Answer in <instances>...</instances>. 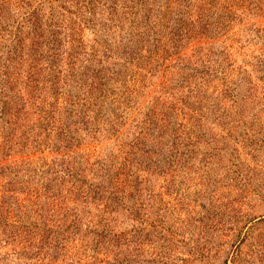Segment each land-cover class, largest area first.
<instances>
[{
  "label": "rangeland",
  "instance_id": "1",
  "mask_svg": "<svg viewBox=\"0 0 264 264\" xmlns=\"http://www.w3.org/2000/svg\"><path fill=\"white\" fill-rule=\"evenodd\" d=\"M0 264H264V0H0Z\"/></svg>",
  "mask_w": 264,
  "mask_h": 264
},
{
  "label": "trees",
  "instance_id": "2",
  "mask_svg": "<svg viewBox=\"0 0 264 264\" xmlns=\"http://www.w3.org/2000/svg\"><path fill=\"white\" fill-rule=\"evenodd\" d=\"M98 93H99V89L92 85V86L89 88V90H88L87 98H86V100H85V103L89 104V106H90V105H93L94 102H96L95 100L97 99ZM85 103H84V105H85ZM59 125H60L59 129L61 130V133H62V134H61V138L65 139L66 135L63 134V133H64V132H63L64 130L62 131V129H63V125H62V123H60ZM66 167H67V166H66ZM66 167H65V169H64L66 175H68V177L73 176V173H72L71 168H69V167L66 168ZM77 176H78L77 173H75V176L71 177V179H73L72 181H74V180H75V182L77 181V182L75 183L76 185H78ZM71 179H69V181H71ZM74 187H75V186H74ZM73 189H75V188H73ZM76 189H77V188H76ZM71 190H72V189H71ZM87 191H88V189L85 190V193H86ZM83 192H84V189H83Z\"/></svg>",
  "mask_w": 264,
  "mask_h": 264
}]
</instances>
